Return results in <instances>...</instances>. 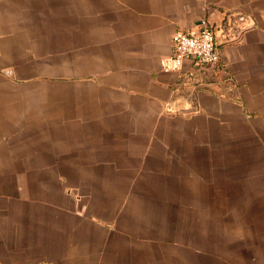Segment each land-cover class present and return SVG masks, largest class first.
Wrapping results in <instances>:
<instances>
[{"label": "crops", "instance_id": "obj_1", "mask_svg": "<svg viewBox=\"0 0 264 264\" xmlns=\"http://www.w3.org/2000/svg\"><path fill=\"white\" fill-rule=\"evenodd\" d=\"M0 264H264V0H0Z\"/></svg>", "mask_w": 264, "mask_h": 264}, {"label": "built area", "instance_id": "obj_2", "mask_svg": "<svg viewBox=\"0 0 264 264\" xmlns=\"http://www.w3.org/2000/svg\"><path fill=\"white\" fill-rule=\"evenodd\" d=\"M237 20L244 22V20ZM171 41L174 48L173 54L163 58L160 62L161 70L166 73L183 72L186 66L185 62L189 58L194 59L199 70L217 66L221 61L214 30L206 19L199 23L196 31L190 33L176 32ZM200 86L203 85H198L196 88ZM180 90L182 89L177 91Z\"/></svg>", "mask_w": 264, "mask_h": 264}, {"label": "water", "instance_id": "obj_3", "mask_svg": "<svg viewBox=\"0 0 264 264\" xmlns=\"http://www.w3.org/2000/svg\"><path fill=\"white\" fill-rule=\"evenodd\" d=\"M237 17L238 16L235 15H226L219 24H213L208 20L214 30L216 45L218 48H220L223 44L236 41L239 33H242L247 29V27L243 25L244 22L236 20ZM234 30L235 34L231 37L230 35L233 34L232 32ZM206 87L207 86L203 85L193 91L186 92L180 90L175 92L173 98L166 105V112L172 114L198 110L197 92L205 89Z\"/></svg>", "mask_w": 264, "mask_h": 264}, {"label": "rangeland", "instance_id": "obj_4", "mask_svg": "<svg viewBox=\"0 0 264 264\" xmlns=\"http://www.w3.org/2000/svg\"><path fill=\"white\" fill-rule=\"evenodd\" d=\"M199 112V106H198V110H194V111H190V112H183V113H167L166 112V106H165V114L169 115V116H173V115H190V114H194V113H198Z\"/></svg>", "mask_w": 264, "mask_h": 264}]
</instances>
